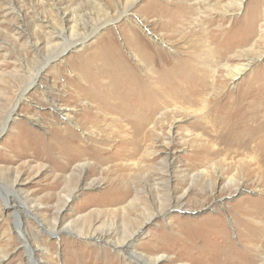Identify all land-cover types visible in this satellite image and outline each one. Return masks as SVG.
<instances>
[{
  "label": "rangeland",
  "instance_id": "374dc122",
  "mask_svg": "<svg viewBox=\"0 0 264 264\" xmlns=\"http://www.w3.org/2000/svg\"><path fill=\"white\" fill-rule=\"evenodd\" d=\"M160 1L184 11L175 31L165 32L160 21L153 24L157 18L146 13L151 0H0V264H64L74 262L76 252L80 264H152L132 250L162 256L158 264H214L220 235L242 248L238 211L264 198V161L260 168L249 162L250 153L230 124L221 131L229 139L218 141L220 128L211 130L210 119L204 131L196 128L191 109L174 108L165 118L158 112L153 135L135 149L130 134L126 145L111 135L108 121L91 126L94 108L74 98V61L107 33L134 62L122 42L130 25L173 56L192 40L206 38L197 34L203 27L216 36L231 29L229 42L239 47L212 67L218 80L207 97L216 105L224 93L235 95L246 81L264 78V0ZM243 31L248 41L240 36ZM247 62L230 79V69ZM61 127L79 143L96 137L105 152L61 154L54 144V129ZM203 147L221 150L203 154ZM261 219L254 223L259 233L252 238V264H264ZM205 234L200 247H188ZM105 237L123 243L114 248ZM102 251L110 261L94 260Z\"/></svg>",
  "mask_w": 264,
  "mask_h": 264
},
{
  "label": "bare ground",
  "instance_id": "6f19581e",
  "mask_svg": "<svg viewBox=\"0 0 264 264\" xmlns=\"http://www.w3.org/2000/svg\"><path fill=\"white\" fill-rule=\"evenodd\" d=\"M173 1L174 0H172V2ZM174 3H172V6L170 5L171 7H167L162 4L160 0H151V3L146 7V13L157 18L153 21V24L157 25L158 21H160V26H162L165 32L175 31L176 24L182 20V16L185 14L180 6H173ZM247 21L245 25L249 24ZM142 27L146 28L145 25ZM203 28L200 29L197 34L206 38L202 40H192L193 44H191L190 47H183L179 54L173 56L159 46H153V41L151 43L141 38V36H138L135 27L130 25L123 29L122 42L128 49L134 62L129 61L130 59L125 56L120 45L116 43L113 34L107 33L95 43L91 52L80 58L78 57L74 61L77 70L76 77H74L76 81L74 87L75 101H82L85 99L88 101L86 104H90V107L92 106V108H94V112L89 113V115L91 114L89 118V122L92 123L91 126H93V124L96 125V121H100L99 119L108 121L107 123L111 128V135L117 137L119 142H125L126 145L127 141H125V138L130 134L131 140L129 139V142L133 146L132 148L136 147L135 149H138L140 139H144V137L150 138L153 135V129L158 122L156 119V114L158 112L161 114L160 117L165 118L170 115L169 113H174V108H179L185 113L188 112V109H191L192 112L197 114V123H192L195 124L194 126L196 128L203 130L207 127L205 124L210 120L211 130L218 132L215 128H220V132H218L216 136L218 141H221V139L224 140V138L229 139V135L222 136L221 131L225 126L230 124L231 131L236 132L235 135H237L239 139L238 142L241 141L240 145L250 153L249 162H252L251 164H257L255 168H260L261 161H264V88H261V85L264 84V78L246 81L245 87L240 88L235 95L232 92L224 93L222 95V101L220 100V105H216L217 102L215 98L211 96L207 97L209 89L214 88L218 80L217 77H214L212 67L217 64L222 56L230 53L239 46L235 43L237 41L229 42V39H231V29L227 32H218V36H216L214 32ZM240 36L246 41L249 40V34L246 31H243ZM244 44L247 43L245 42ZM248 66L249 62L241 66H235L230 69L231 72L228 76L230 79H234ZM37 78L38 77H34L29 84H35ZM25 89L26 87L24 90ZM83 108L81 114L85 112V107ZM62 109L56 108V111L59 110V115L62 116L63 119L68 120L69 114L63 112ZM206 119L210 120L206 122ZM208 125H210V123ZM69 132L70 131L65 127H61L60 132L59 128L58 130L56 128L54 129V133H57V142L55 141L54 144L58 146V151H60L61 154L75 151L77 157L78 155L82 156L89 154L99 157L101 156L100 154L105 152V148H103L102 151L97 146L98 142L96 137H86L79 143L77 141L78 137H73ZM79 140L81 139L79 138ZM225 140L228 143V140ZM204 148L206 147H203V149ZM219 150H221V148L218 149L214 147V149H209L208 151L204 149L202 152L203 154H212ZM261 169H258L259 172H261ZM119 170L121 171L120 168ZM201 173L205 174V171L202 170ZM190 177L191 176H189V178ZM155 185L158 184L156 183ZM251 205H253L251 208L244 207L240 208L238 211L240 213L239 219H242L239 223L241 227L240 236L242 248H234L232 245L233 243L227 240L228 236L220 235V238H224L220 240L219 247H217L219 248V252L213 259L214 264L219 262L220 264H252L253 259L251 251L255 247L252 238L255 234L259 233L257 227H254V223L261 222L260 219L264 217V198L254 201ZM243 229H245L244 232ZM207 236L208 235L205 234L203 237H200V241L196 240L194 244L192 243V245H188V247H200L197 245L204 243ZM111 239L105 237L107 242L114 244V248L118 247L120 243H123L121 241H111ZM213 246H215V244ZM131 253L136 254V256L152 264H158L162 259V256H156L154 258L144 257L143 254L133 250ZM200 253L202 255L205 251H200ZM102 254H105V256H102ZM102 254L93 256L94 260L100 259L102 263L110 261L106 251H102ZM78 255L79 252L73 254L72 260L75 257L74 262L66 260L64 264H80L76 261L79 259Z\"/></svg>",
  "mask_w": 264,
  "mask_h": 264
}]
</instances>
